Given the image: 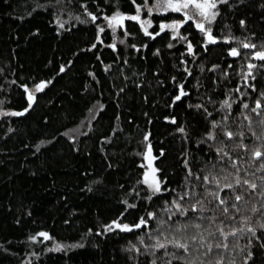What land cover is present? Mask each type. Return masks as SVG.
<instances>
[{"label": "snow or ice", "instance_id": "1", "mask_svg": "<svg viewBox=\"0 0 264 264\" xmlns=\"http://www.w3.org/2000/svg\"><path fill=\"white\" fill-rule=\"evenodd\" d=\"M243 2L129 0L130 11L121 9L120 0H44V4H35V8L52 10L49 23L56 25L58 34L75 27L65 28V23L71 20L94 27V39L85 49L77 48L72 56L78 58L84 51L97 50L93 55L108 74L117 107L121 106L119 101L126 91L143 92L146 86V71H140L135 65L145 58L140 53L149 47V42L163 34L169 37L167 49H173L177 44L183 49L172 66L177 74L157 79L158 85L171 82L174 94L168 97L167 108L174 109L178 102L189 101L186 108L191 119L178 123L175 115L163 117L175 126L174 133L179 134L182 150L177 163L182 175L174 181L176 169L166 171L164 166L154 163L166 158L167 150L161 147L154 155L151 132L145 131L142 139L137 141L143 149L132 151V155L142 157L134 162L140 171L129 168L126 183L117 185L122 195L113 218L106 223L99 221L95 227L94 234L101 237L111 233L135 238L128 239L122 246V251L129 254L131 264H257L258 257L264 261V89L257 87V76H264V72H260L264 69V40H257L255 31H249L246 36H237L233 32L229 13L235 12ZM260 7L264 9V4ZM108 8L111 11H107ZM27 15L32 12L28 11ZM261 20L264 21V16ZM133 22L147 39L129 43L128 38L136 35L129 31ZM239 26L242 32L247 31L248 21L241 17ZM109 31L111 37L106 41ZM213 46L224 47L227 57L237 58V68L231 74V59L223 68L221 63L206 61ZM100 47L111 49L114 58L106 63L98 50ZM153 55L161 56V50L155 48ZM219 59L225 61L224 56ZM73 64V59L59 64L55 75L64 73ZM197 71L210 74V87L199 79ZM2 72L3 68H0ZM88 75L95 84H100L95 72L90 71ZM162 75L160 67L152 71L153 77ZM233 75L237 82L229 88L222 81L227 80L230 84ZM11 83L22 90L23 105L5 108V101L0 100V116L29 113L39 99L37 93H43L52 85L53 78L36 80L29 77ZM92 91L95 92V88ZM193 91L195 103L191 102ZM142 100L147 103L148 95L144 94ZM105 108L103 102L95 101L86 109L87 114L78 125L62 132L55 131L47 139L41 138L32 146L36 148L33 155L46 151L47 146H54L58 138L72 141L74 150L79 151L76 141L95 130L93 122L99 123L98 118ZM143 115L147 123H152L147 112ZM43 119L45 123L49 122L48 116ZM132 119L129 114L127 122L132 123ZM120 120L118 112L107 134L98 138L101 142L99 150L108 161V168L117 167L109 159V149L119 146L122 135L131 139L124 132L123 123H117ZM82 128L86 131L81 132ZM13 131L9 126L4 134ZM124 151L126 148L122 149V154ZM102 182L101 177H96L85 185V189L93 191L92 184ZM92 233L90 227L79 241H56L41 252L28 255L39 258L46 252L84 247L83 241ZM37 237L55 239L48 231L40 230L27 236V240L42 243Z\"/></svg>", "mask_w": 264, "mask_h": 264}, {"label": "trees", "instance_id": "2", "mask_svg": "<svg viewBox=\"0 0 264 264\" xmlns=\"http://www.w3.org/2000/svg\"><path fill=\"white\" fill-rule=\"evenodd\" d=\"M36 3L44 4V0H0V68H3L0 73V85H3L0 100L5 101L3 107L18 108L23 105L20 98L22 90L11 81L27 80L29 77L36 80L53 78L52 85L43 93H37L39 99L29 113L24 116H0V264H28L29 261L31 264H131L129 254L122 251V246L128 239L135 238L111 233L101 237L94 234L95 227L99 221L106 223L113 218L122 195L117 185L126 183L129 168L140 171L134 162L142 157L132 155V151L143 149L144 146L138 145L137 141L142 139L145 131L151 132L154 155L161 147L167 150L166 158L155 161L157 166H164L166 171L176 169L177 175L172 177L174 181L182 175L177 163L182 150L179 134L174 133L175 126L164 121L163 117L175 115L178 123L191 119L186 108L189 101L178 102L174 109L167 108L168 97L174 94L171 82L158 85L157 79L177 74L172 66L183 49L178 44L173 49H167L169 37L163 34L154 42H149V47L140 53L145 58L135 65L140 71H146V86L143 92L126 91L119 101L121 106L117 107L108 74L93 55L97 50L84 51L78 58L72 56L77 48L85 49L94 39V27L71 20L65 23V28L75 27L58 34L56 25L49 23L52 10L35 8ZM261 4L264 0H244L235 12L229 13V23L237 36L255 31L256 39L264 40V21L261 20L264 9H261ZM128 5L129 0H120L123 11L131 10ZM106 10L111 11L110 8ZM28 11L32 15H27ZM241 17L248 21L247 31L244 32L239 26ZM129 31L136 33L128 38L129 43L147 39L134 22ZM110 37L109 31L106 41ZM155 48L161 50V56L153 55ZM98 50L106 63L114 58L111 49L100 47ZM221 56L225 57L224 62L220 61ZM69 59H73L74 64L69 65L64 73L55 75L59 64ZM229 59L233 61V68L229 69L231 74L237 68V58L227 57L224 47H211L206 57V61L221 63L222 68L226 67ZM156 67L163 69V75L158 78L152 76ZM90 71L97 74L99 85L88 75ZM196 75L202 82L206 81L207 87L211 86L207 71L202 74L197 71ZM236 82L234 75L230 84L227 80L222 81L229 88L234 87ZM257 87L264 89V76H257ZM144 94L149 97L147 103L142 100ZM97 100L103 102L106 108L98 118L99 123L93 122L95 130L76 141L79 151L74 150L72 141L58 138L54 146H47L46 151L33 155L36 148L32 146L37 145L41 138L47 139L55 131L62 132L78 125L87 114L86 109ZM191 102H196L195 91ZM118 112L121 120L117 123H123L124 132L131 139L127 140L122 135L119 146L109 149V159L117 167L108 168V161L99 150L101 142L98 138L107 134ZM144 112L152 117V123H147ZM129 114L133 118L132 123L127 122ZM45 116L49 118L48 123L43 119ZM9 126L14 131L5 135ZM83 131L86 129L82 128ZM96 177H101L103 182L92 184L93 191L86 190L85 185ZM90 227L93 233L83 241L84 247L46 252L39 258L28 255L41 252L45 246L52 244V241H44L42 237H37V241L42 243L27 240V236L40 230L48 231L54 241L72 243L79 241ZM257 264H264V261L258 257Z\"/></svg>", "mask_w": 264, "mask_h": 264}, {"label": "rangeland", "instance_id": "3", "mask_svg": "<svg viewBox=\"0 0 264 264\" xmlns=\"http://www.w3.org/2000/svg\"><path fill=\"white\" fill-rule=\"evenodd\" d=\"M154 163H155V161H154ZM44 241H48V240H44ZM54 242H56V241H52V243H54ZM52 245V244H51ZM51 247V246H50Z\"/></svg>", "mask_w": 264, "mask_h": 264}]
</instances>
